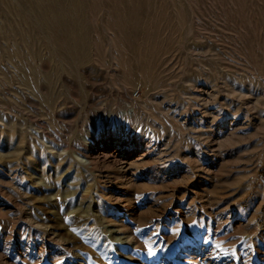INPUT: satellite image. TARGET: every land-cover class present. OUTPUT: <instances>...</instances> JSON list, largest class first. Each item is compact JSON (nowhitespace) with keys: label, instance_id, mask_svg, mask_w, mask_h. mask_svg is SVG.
<instances>
[{"label":"rangeland","instance_id":"rangeland-1","mask_svg":"<svg viewBox=\"0 0 264 264\" xmlns=\"http://www.w3.org/2000/svg\"><path fill=\"white\" fill-rule=\"evenodd\" d=\"M38 6L0 0V264H264V0Z\"/></svg>","mask_w":264,"mask_h":264},{"label":"bare ground","instance_id":"bare-ground-1","mask_svg":"<svg viewBox=\"0 0 264 264\" xmlns=\"http://www.w3.org/2000/svg\"><path fill=\"white\" fill-rule=\"evenodd\" d=\"M36 2H38L39 6L41 8V4H42V0H35ZM40 8L38 9L39 12L41 13V15L43 14V10H40Z\"/></svg>","mask_w":264,"mask_h":264}]
</instances>
